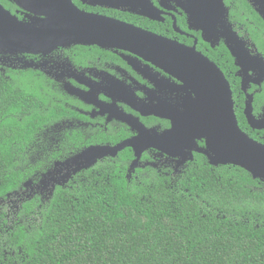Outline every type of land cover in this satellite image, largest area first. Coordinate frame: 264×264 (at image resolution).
I'll list each match as a JSON object with an SVG mask.
<instances>
[{
  "label": "trees",
  "instance_id": "1",
  "mask_svg": "<svg viewBox=\"0 0 264 264\" xmlns=\"http://www.w3.org/2000/svg\"><path fill=\"white\" fill-rule=\"evenodd\" d=\"M224 3L264 56L262 18L246 0ZM11 57L0 54V65ZM75 106L46 78L0 72V264H264V183L238 167L197 156L176 174L132 170L126 148L41 186L57 162L131 136L124 125L79 124Z\"/></svg>",
  "mask_w": 264,
  "mask_h": 264
},
{
  "label": "water",
  "instance_id": "2",
  "mask_svg": "<svg viewBox=\"0 0 264 264\" xmlns=\"http://www.w3.org/2000/svg\"><path fill=\"white\" fill-rule=\"evenodd\" d=\"M21 10L33 15L28 22L19 21L0 3V54H43L68 45H97L133 54L177 78L192 96L183 113L177 116L158 114L154 106L137 102L130 95L126 103L142 116H161L172 122L170 129L157 134L147 129L137 118L113 106H105L91 93L67 90L89 104L99 107L108 121L115 119L128 125L136 135L116 145H94L64 162H57L46 174L41 186L67 183L73 175L87 170L105 158H115L129 148L134 159L129 169L134 170L142 154L154 150L169 158H178L177 167L192 160L191 150L196 140L205 141V155L209 165L238 167L264 183V145L243 133L237 123L229 84L222 73L207 58L174 40L152 34L140 28L78 9L71 0H9ZM168 1V0H164ZM187 16L189 28L201 31L203 40L211 46L218 34L225 33L226 44L246 73L244 64L252 60L260 73L253 82L264 78V60L258 54L250 56L245 42L227 24L228 10L224 0H173ZM264 21V0H246ZM91 6L125 9L151 20L161 21L159 12L150 0H83ZM173 26L176 27L175 22ZM179 31V30H178ZM132 64V62H131ZM144 77L151 74L132 64ZM156 78V77H155ZM247 81L244 82L246 84ZM250 106L245 114L252 128H264L263 120H254ZM30 182L26 183L28 186ZM39 188V187H37Z\"/></svg>",
  "mask_w": 264,
  "mask_h": 264
},
{
  "label": "flooded vegetation",
  "instance_id": "3",
  "mask_svg": "<svg viewBox=\"0 0 264 264\" xmlns=\"http://www.w3.org/2000/svg\"><path fill=\"white\" fill-rule=\"evenodd\" d=\"M71 1L83 12L132 25L152 34L177 41L187 47L194 45L195 50L207 58L228 82L232 94L234 114L240 130L252 140L264 145V128H252L245 114L246 106H250V114L254 120L264 119V78L259 84L253 82L260 71L258 65L252 60H248L244 64V69L247 72L242 70L236 56L230 52L226 44L225 33L224 35L219 33L217 43L211 46L210 42L203 40L201 31L189 28L187 16L173 0H150L159 12L161 21L151 20L125 9L91 6L83 0ZM9 2L14 6V10H7L19 21L28 22L33 17L13 2ZM253 9L255 10V8ZM227 10V24L245 42L250 56L258 54L264 60V56L257 52L251 41L242 39L235 31L234 25L229 21V9L227 8ZM130 17L135 18V20ZM178 18L182 19L183 27L178 25ZM174 22L176 27L173 26ZM149 24H155V27ZM131 62L141 69L148 70L151 77H144ZM0 64H3L2 61ZM1 71L3 73L10 71L15 76L23 72L33 73L50 80L65 94L75 99L76 106L72 108L84 119L77 120L79 124L92 127L99 126L104 129L124 125L131 133L129 138L135 136L136 132L131 130L128 125L115 119L108 121V115H101L98 106L85 102L78 95L69 94L67 90L75 89L82 94L91 93L93 98L102 105L113 106L117 110L137 118L147 129L157 134L170 129L172 122L161 116H142L126 103L130 95L134 96L137 102L154 106L158 114L162 116L170 114L172 117L184 112L183 108L188 102L187 99L192 96L187 88L182 87V83L177 78L168 76L151 63L126 51L97 45L66 44L55 48L46 55L12 54L11 60L5 66L0 65ZM245 81H247L246 84H244ZM204 149L205 141L196 140L191 150L192 160L178 167L176 164L178 158H169L154 150H147L142 156L147 154L151 161H140L139 167L147 165L158 168L159 171H171L176 174L188 163L194 162L197 156L206 159L201 152ZM152 152L155 154L152 155Z\"/></svg>",
  "mask_w": 264,
  "mask_h": 264
}]
</instances>
